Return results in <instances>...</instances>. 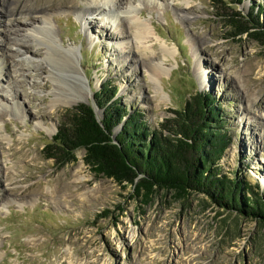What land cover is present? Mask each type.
<instances>
[{"label": "rangeland", "instance_id": "rangeland-1", "mask_svg": "<svg viewBox=\"0 0 264 264\" xmlns=\"http://www.w3.org/2000/svg\"><path fill=\"white\" fill-rule=\"evenodd\" d=\"M85 1L40 4L54 35L73 48L70 67L85 78L65 67L69 104L54 102L55 82L40 69L46 70L43 49L20 25L28 17L19 13L27 2L0 0V42L9 46L0 44V264H264V216L195 183L192 169L175 186L136 193L134 183L93 172L85 148L76 151V160L63 162L67 155L52 140L76 106L92 105L104 116L105 106L96 101L104 87L114 93L109 104L118 101L128 115L138 112L139 121L176 143L185 106L194 103L195 92L202 100L207 92L229 137L211 168L220 167L218 176L251 181L264 207V0H117L140 10L152 37L155 28L176 50L163 54L165 40L144 39L155 44L156 60L165 67L158 92L139 62L130 27L120 25V9L105 4L100 14L78 16ZM23 40L37 53L23 50L17 44ZM128 115H121L113 137ZM192 119L199 127L207 122L198 114ZM183 154L197 163L194 152Z\"/></svg>", "mask_w": 264, "mask_h": 264}, {"label": "trees", "instance_id": "trees-1", "mask_svg": "<svg viewBox=\"0 0 264 264\" xmlns=\"http://www.w3.org/2000/svg\"><path fill=\"white\" fill-rule=\"evenodd\" d=\"M248 27L240 33L248 31ZM114 93L109 94L106 88H101L96 93V101L105 106L104 116L97 120L93 107L81 104L76 106L73 117L64 126H60L52 140L56 147L67 155L63 162L76 160V151L86 149L85 163L95 173H102L114 179L118 183H134L139 172L146 177H139L135 181V190L151 191L154 185L175 186L182 181L188 171L193 172L189 177L195 183L208 185L218 193L225 202L241 204L249 210L264 216V207L254 190L255 184L245 178H230L228 175H217L220 167H212L215 160L222 155L229 137L222 130L224 120L210 93H203V100L199 96V103H189L183 111L176 143H171L170 138L162 136L161 132L149 129L145 121H139L140 114L127 112L118 101L109 104L108 101ZM209 115L205 116L203 106ZM125 118L122 130L113 138L112 130ZM205 117L199 127L192 117L197 115ZM123 115V116H121ZM188 120L189 124L186 122ZM221 121L223 124H221ZM213 123V128L209 126ZM163 130L171 128L166 123H161ZM151 135L150 139L147 137ZM192 151L196 154L197 163L189 164L184 151ZM50 153L48 157H55ZM185 160V161H184ZM220 166V165H219ZM255 185V186H254ZM248 195V196H246Z\"/></svg>", "mask_w": 264, "mask_h": 264}, {"label": "bare ground", "instance_id": "bare-ground-1", "mask_svg": "<svg viewBox=\"0 0 264 264\" xmlns=\"http://www.w3.org/2000/svg\"><path fill=\"white\" fill-rule=\"evenodd\" d=\"M27 3L23 4L24 6L19 13L26 12L28 17L25 20H22L23 27L27 29L26 34L30 35L32 39L36 40V44L40 46L43 49V52H41L43 59L45 61V69H42V73H46V75L55 82L53 84V88H51L50 94L53 95L54 102L57 100H64L66 103H71L73 99H69L70 95L67 93V90H70L69 86H66L63 88L62 86V73H65V67L69 66L70 74L75 73L78 77L81 78V80H85L84 76L80 74L77 67L71 66L70 64L74 63L75 56L74 51L72 47H64L62 42L57 39V37L54 35L52 31V24L49 18V15L47 14V10L45 8H40V4L44 0H25ZM62 0H60L61 2ZM32 2V4H31ZM83 7L77 8V15L82 16L85 13H98L99 14L104 10V5H109L112 7H117L122 12V17L120 18V25H126L131 29V33L134 39V43L137 44L136 47L138 48V51L140 53L139 62L143 63L145 67L148 68L150 71V74L153 78V80L156 82V92H158V88L161 87V82L158 79L159 75L164 73V65L162 60H156V52L154 51L155 44H153L150 47V44H146L145 40L146 38H153V40L157 41L159 38H161L163 41L165 40L158 32L155 31V35H151V31L149 30V27L147 23L144 20H141V11L136 10L132 4L127 5L124 7L120 2H117V0H86L83 3ZM110 7V9L112 8ZM180 13L183 17L189 18L190 13L185 10V8L180 7ZM115 9V8H114ZM98 14V15H99ZM116 22H114L113 26ZM11 34H15L13 31H8L7 36H10ZM110 37H115V34H108ZM20 40V39H19ZM152 40V39H151ZM159 42V40H158ZM3 47H9L7 44L0 42ZM22 49L26 50L27 52L37 53L36 51H31L30 47L31 45L23 40L17 43ZM162 44V43H161ZM161 51L163 54H172L175 55L176 50L169 46L166 43V40L164 44L160 45ZM71 54V57L68 53ZM128 56H133L134 52L131 50H128ZM167 56L164 55L163 59H166ZM69 63V65L67 64ZM1 75V73H0ZM8 75V74H7ZM38 75H40L38 73ZM35 85V84H34ZM38 85V84H37ZM43 87L50 88L51 85L47 82L43 85ZM63 89L65 90L63 92ZM163 92V91H162ZM165 92V91H164ZM51 106H53V103H51ZM52 128L50 127L49 130Z\"/></svg>", "mask_w": 264, "mask_h": 264}, {"label": "water", "instance_id": "water-1", "mask_svg": "<svg viewBox=\"0 0 264 264\" xmlns=\"http://www.w3.org/2000/svg\"><path fill=\"white\" fill-rule=\"evenodd\" d=\"M249 28V27H248ZM192 99L194 100L193 102L194 103H199L198 102V100L201 102V104H202V101L199 99V95L195 92V94H193L192 95ZM84 104V103H83ZM86 105H89V104H86ZM89 106H91V107H93L92 105H89ZM94 109V108H93ZM94 112H95V114H96V118H97V120H100V117L98 116V114H97V112H96V110L94 109ZM114 138V137H113ZM139 174H138V176L135 178V181L136 180H138V178H139ZM135 181H134V184H135Z\"/></svg>", "mask_w": 264, "mask_h": 264}]
</instances>
